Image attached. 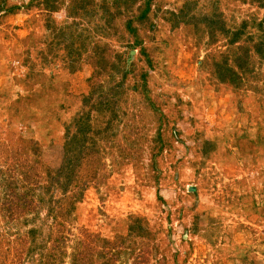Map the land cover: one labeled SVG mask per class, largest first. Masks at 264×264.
Masks as SVG:
<instances>
[{"label": "rangeland", "instance_id": "obj_1", "mask_svg": "<svg viewBox=\"0 0 264 264\" xmlns=\"http://www.w3.org/2000/svg\"><path fill=\"white\" fill-rule=\"evenodd\" d=\"M0 264H264V0H0Z\"/></svg>", "mask_w": 264, "mask_h": 264}]
</instances>
